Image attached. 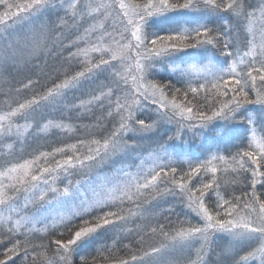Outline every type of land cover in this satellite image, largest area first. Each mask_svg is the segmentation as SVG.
<instances>
[{
  "label": "snow or ice",
  "instance_id": "6c2138e0",
  "mask_svg": "<svg viewBox=\"0 0 264 264\" xmlns=\"http://www.w3.org/2000/svg\"><path fill=\"white\" fill-rule=\"evenodd\" d=\"M0 264H264V0H0Z\"/></svg>",
  "mask_w": 264,
  "mask_h": 264
},
{
  "label": "trees",
  "instance_id": "16d2710c",
  "mask_svg": "<svg viewBox=\"0 0 264 264\" xmlns=\"http://www.w3.org/2000/svg\"><path fill=\"white\" fill-rule=\"evenodd\" d=\"M218 130L219 129L207 131L205 135H206V137H215L216 136V131H218ZM194 146H196V145L194 144Z\"/></svg>",
  "mask_w": 264,
  "mask_h": 264
},
{
  "label": "rangeland",
  "instance_id": "374dc122",
  "mask_svg": "<svg viewBox=\"0 0 264 264\" xmlns=\"http://www.w3.org/2000/svg\"><path fill=\"white\" fill-rule=\"evenodd\" d=\"M42 143H43V141H42ZM219 243H220V245H221L222 247L225 246V243H224L223 241H220ZM218 251H219V250H218ZM212 259H216V257H212Z\"/></svg>",
  "mask_w": 264,
  "mask_h": 264
}]
</instances>
